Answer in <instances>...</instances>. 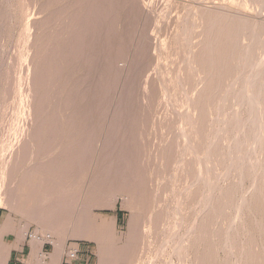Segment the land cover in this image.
<instances>
[{
    "label": "rangeland",
    "instance_id": "obj_1",
    "mask_svg": "<svg viewBox=\"0 0 264 264\" xmlns=\"http://www.w3.org/2000/svg\"><path fill=\"white\" fill-rule=\"evenodd\" d=\"M258 8L0 0V256L34 233L45 238L40 264L47 239L55 251L64 239L62 255L79 244L94 264H244L243 245L256 255L250 264H264L262 170L252 175L247 145L236 148L249 110L231 105L245 123L234 128L225 104L244 81L226 77L217 92L203 71V46L217 31L207 27H263ZM230 81L239 88L228 98ZM28 179L43 219L16 208Z\"/></svg>",
    "mask_w": 264,
    "mask_h": 264
},
{
    "label": "bare ground",
    "instance_id": "obj_2",
    "mask_svg": "<svg viewBox=\"0 0 264 264\" xmlns=\"http://www.w3.org/2000/svg\"><path fill=\"white\" fill-rule=\"evenodd\" d=\"M254 1L259 8H264V0H252ZM244 6V5H243ZM258 8V9H259ZM100 10V9H99ZM260 10V9H259ZM249 11V10H248ZM258 11V10H257ZM256 11V12H257ZM255 12V13H256ZM263 12V11H262ZM239 13V12H238ZM258 13V12H257ZM261 13V12H259ZM235 14V13H234ZM242 15V14H241ZM238 16H240V14H238ZM244 16V15H243ZM220 17V16H219ZM222 17V15H221ZM247 17V15H246ZM211 18V17H210ZM220 19V18H219ZM246 19V18H245ZM214 20V19H213ZM211 21V20H210ZM234 21V20H233ZM240 21V20H239ZM247 21V20H246ZM245 21V22H246ZM95 22V21H94ZM244 22V21H243ZM248 22V21H247ZM209 23V22H208ZM226 23V21H225ZM210 24H212V22H210ZM216 24V23H215ZM222 24V23H221ZM244 24V23H243ZM218 24H216V26L214 24L210 25L207 27V29L209 30V34L212 31H216V34L214 35V37H209L206 41V43L204 44L203 48H204V58H203V64H204V72L208 73V78H205L207 80V88H210L211 85H213L212 83H214V81H216V86H211L213 91H220L221 89V84L220 82L223 81L222 79H225L226 77L229 76H234V77H238L239 79H241L242 81H244L242 87L241 84L240 88H239L236 92L237 93H231L232 94V100H227L225 101L226 106H228L230 104V108H232L231 111H233L232 115L234 114V111L236 112V109L233 110V107L231 105H241L243 106H247L249 111V117L247 120L249 126H250V131L248 132V134H246L247 140H240L236 145L238 148V150L241 152L244 151V149L246 147H248V151H250L249 155H250V168L251 169V173L252 175L256 176L259 174L258 170H262L259 174V176H262L263 178H258L255 177L257 179V184H258V180L261 179V181H264V26L263 27H259L256 26L254 24H250L248 26L247 25H241L240 27H223L222 29L220 27V29L217 27ZM227 25V24H226ZM225 26V25H224ZM212 30V31H211ZM211 31V32H210ZM213 33V32H212ZM211 33V34H212ZM205 34V33H204ZM208 34V33H207ZM213 35V34H212ZM206 36V35H205ZM204 41V38H203ZM202 43V42H201ZM152 44V43H151ZM149 47V46H148ZM146 49V48H145ZM153 49V48H152ZM9 54V53H8ZM200 54L202 55V52H200ZM6 59V58H5ZM3 60V59H2ZM5 61V60H4ZM141 64V63H140ZM198 64V63H197ZM199 73V72H198ZM133 74V72H132ZM206 77V75H205ZM197 78V77H196ZM203 78V77H202ZM233 78V77H232ZM130 79V78H129ZM235 79V78H234ZM238 79V81H239ZM162 80V79H160ZM233 80V79H232ZM236 80V79H235ZM233 80V81H235ZM164 81V80H163ZM229 81V79H228ZM237 81V82H238ZM128 82V81H127ZM222 83V82H221ZM227 83V82H226ZM228 83H232V81L228 82ZM242 83V82H241ZM164 84V83H163ZM238 84V83H236ZM124 85V84H123ZM165 86V85H164ZM228 86V84H227ZM230 88H228L227 90H225L226 92L222 91L225 96H228V98H230L231 95L229 93L230 90L233 89L232 84L229 86ZM236 88V86H234ZM223 88V87H222ZM234 88V89H235ZM236 88V89H237ZM233 89V90H234ZM206 90V89H205ZM206 92V91H205ZM221 93V92H220ZM212 95V94H211ZM223 95V94H222ZM120 96V95H119ZM210 96V95H209ZM220 96V94H219ZM223 95V97H225ZM121 97V96H120ZM221 99V98H220ZM228 103V104H227ZM223 104V102H222ZM124 105V104H123ZM240 106V107H241ZM239 107V106H238ZM241 107V108H242ZM220 108V106H219ZM218 108V110H220ZM222 108V107H221ZM226 108V109H227ZM246 109V108H245ZM222 110V109H221ZM238 110V109H237ZM181 111V110H180ZM228 112V113H227ZM227 114H230V111H227ZM246 112V113H247ZM248 114V113H247ZM231 115V122L235 127H239V125L242 126V124H245L244 121H241V118L237 116V113H235L233 116ZM125 116V115H124ZM227 117V116H226ZM125 119V118H124ZM249 120V121H248ZM126 121V120H125ZM226 121V119H225ZM228 121H230L228 119ZM246 122V121H245ZM246 122V123H247ZM230 123V122H229ZM232 125V127H233ZM247 125V124H246ZM196 126V125H195ZM225 127V126H224ZM226 128V127H225ZM248 128V127H247ZM241 131L243 128H239ZM238 130V129H237ZM239 130V131H240ZM247 130V129H246ZM226 131V129H225ZM224 131V132H225ZM236 132V131H235ZM247 132V131H246ZM234 133V132H233ZM242 133V132H241ZM122 135V134H121ZM224 135V134H223ZM121 137V136H120ZM240 138V137H239ZM245 139V137H244ZM235 140V139H234ZM221 142V141H220ZM111 144V143H110ZM124 145V144H123ZM244 145H247L246 147ZM245 147V148H244ZM111 149V147H110ZM123 149V147H122ZM224 149V148H223ZM231 150V149H230ZM236 150V151H238ZM223 151V150H222ZM247 151V152H248ZM110 152V151H109ZM217 152V151H216ZM231 152V151H230ZM218 153V152H217ZM113 154V153H112ZM248 155V154H247ZM253 155H255V157H252ZM220 156V155H219ZM227 156V155H226ZM240 157V156H239ZM245 157V156H244ZM215 159V158H214ZM226 159V158H225ZM236 159V157H235ZM242 159V157H241ZM240 159V160H241ZM229 160V159H228ZM232 161V158H231ZM111 162V161H110ZM120 162V161H119ZM222 162V161H221ZM112 164V162H111ZM209 164V163H208ZM212 165V164H211ZM210 167V166H209ZM32 170V169H30ZM34 170V169H33ZM119 170V169H118ZM35 171V170H34ZM37 171V170H36ZM38 172V171H37ZM40 172V171H39ZM42 172V171H41ZM40 172V173H41ZM28 173V172H27ZM31 173V172H30ZM155 174V173H154ZM256 174V175H255ZM25 175V174H24ZM23 175V176H24ZM251 175V174H250ZM44 176V175H43ZM254 178V177H253ZM44 179V178H43ZM255 180V179H254ZM256 181V180H255ZM20 182V181H19ZM44 183V182H43ZM43 183H41L43 185ZM256 183V182H255ZM36 184V183H35ZM256 184V185H257ZM28 185V186H27ZM261 185V184H259ZM36 186V185H35ZM32 181L30 179L27 180L26 185L19 187L18 189V202H17V210L21 211V212H26L29 211L27 213L32 214L35 217H41L42 215V211H41V206L44 204V200L40 199V197L38 198L39 195L38 194V188H36ZM260 187V186H255ZM42 188V187H41ZM45 189V187H44ZM43 189V192H44ZM48 188H46L47 190ZM259 194L260 196L257 199V203L258 205H263L264 204V191L263 188H259ZM262 189V190H261ZM44 193H46V191ZM56 193V192H55ZM41 194V195H42ZM47 194V193H46ZM46 194H44V196L47 198ZM114 194V193H113ZM40 195V196H41ZM51 195V192L49 194V197ZM53 195V194H52ZM44 197V198H45ZM52 197V196H51ZM125 197V196H124ZM53 198V197H52ZM52 201V200H50ZM64 201V200H62ZM55 202V201H54ZM45 203H47L45 201ZM53 203V202H52ZM56 204V203H55ZM184 204V203H183ZM52 205V204H51ZM54 205V203H53ZM48 206V205H47ZM60 206V205H59ZM62 206V205H61ZM60 206V207H61ZM44 207V206H43ZM50 208V207H49ZM52 208V207H51ZM56 209V208H55ZM47 210H49L47 208ZM46 210V211H47ZM53 210V209H52ZM179 210V209H178ZM183 210V209H182ZM181 210V211H182ZM44 211V209H43ZM180 211V210H179ZM48 212V211H47ZM46 214V213H45ZM44 214V216H45ZM59 216V215H58ZM50 217V216H49ZM54 218V217H53ZM41 219H43L41 217ZM45 219V218H44ZM48 219V217L46 218ZM55 219V218H54ZM41 221V220H40ZM44 221V220H42ZM49 221V219H48ZM47 221V223H48ZM51 221V220H50ZM54 221V220H53ZM262 225L264 226V220ZM42 223V222H41ZM39 223V224H41ZM49 224V223H48ZM52 224V223H50ZM56 224V222H55ZM54 226V224H53ZM41 229V228H40ZM53 231V230H52ZM50 231V232H52ZM55 231V230H54ZM41 232V231H40ZM56 233V232H55ZM75 234V233H74ZM94 237L97 238L98 242H101L100 237H98L97 235H94ZM59 238L62 237H58L57 240H59ZM64 238V237H63ZM191 238V237H190ZM64 240V239H63ZM60 240L59 242L57 241L56 245V251L54 254L58 255L59 258L62 255V251L63 249L65 250L64 246H65V241ZM193 240V239H192ZM45 241V238H41L39 236H37L36 238H34V243H36L37 245H41L42 242ZM185 243V242H184ZM189 243V242H188ZM249 247H251L250 245H248ZM40 247V246H39ZM183 247V246H182ZM181 247V251H186L184 249H182ZM228 247V246H227ZM188 248V247H187ZM185 248V249H187ZM248 248V247H247ZM245 245L241 246L240 249V258L241 261H245L244 264H250L253 263L255 260V253L250 250L251 248L247 249ZM39 249V248H38ZM37 249V250H38ZM255 249V248H253ZM179 251V248L177 249ZM188 250V249H187ZM39 251V250H38ZM180 251V252H181ZM251 251V252H250ZM254 251V250H253ZM2 253V252H1ZM8 254L9 253H5L3 255L0 256V264H5L6 260L8 258ZM38 254V252H37ZM182 254V252H181ZM184 254V253H183ZM187 254V251H186ZM261 254V253H260ZM53 255L54 258H56ZM183 256V255H182ZM35 257V256H34ZM37 257H39L40 259L42 258L40 255ZM62 257V256H61ZM39 259V260H40ZM42 262V259L40 260ZM260 262V259L258 261V263ZM57 264V263H56ZM58 264H60L58 262ZM255 264V263H254Z\"/></svg>",
    "mask_w": 264,
    "mask_h": 264
},
{
    "label": "crops",
    "instance_id": "obj_3",
    "mask_svg": "<svg viewBox=\"0 0 264 264\" xmlns=\"http://www.w3.org/2000/svg\"><path fill=\"white\" fill-rule=\"evenodd\" d=\"M16 240L17 241L14 242L13 244H17V246L16 247L14 246L13 248H11L10 254H8L9 260L7 264H40L38 262H35L36 257H34L35 255L34 252L37 246H34L31 240L25 241L24 238L21 239L19 235H18V239L16 236ZM73 245H78L80 247L79 244H73ZM73 245L70 244L68 246V250ZM47 247H48L47 245L43 244L41 249L44 250ZM68 250L66 249V253H64L62 257H60L59 261H57L59 256L57 255L58 258L56 256H55L56 258L52 256V255H56L54 254L55 246L53 248L48 247L47 249L48 256L44 259L45 262L41 264H56L57 262H59L60 264H94L95 254L90 252L89 250H85L84 247L81 248V253L78 255V257L75 259H71V260L68 259L67 257Z\"/></svg>",
    "mask_w": 264,
    "mask_h": 264
},
{
    "label": "built area",
    "instance_id": "obj_4",
    "mask_svg": "<svg viewBox=\"0 0 264 264\" xmlns=\"http://www.w3.org/2000/svg\"><path fill=\"white\" fill-rule=\"evenodd\" d=\"M27 238H29V240H33L34 238H36L39 235H36L34 233H30V234H26ZM40 237V236H39ZM47 239V238H46ZM50 241V242H48ZM52 244V240H46V242L44 243V245L46 244ZM81 253V248L78 245H73L72 247H70V249L68 250V254L67 257L68 259H75L78 257V255ZM48 255V251L47 250H42V252L40 253L41 257H44V259L47 257Z\"/></svg>",
    "mask_w": 264,
    "mask_h": 264
}]
</instances>
